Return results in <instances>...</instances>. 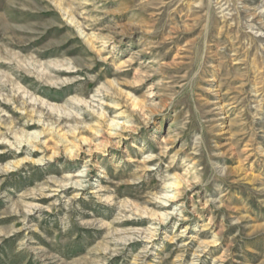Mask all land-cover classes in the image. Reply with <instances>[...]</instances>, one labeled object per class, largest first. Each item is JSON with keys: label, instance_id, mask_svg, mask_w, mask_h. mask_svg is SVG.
Here are the masks:
<instances>
[{"label": "rangeland", "instance_id": "rangeland-1", "mask_svg": "<svg viewBox=\"0 0 264 264\" xmlns=\"http://www.w3.org/2000/svg\"><path fill=\"white\" fill-rule=\"evenodd\" d=\"M0 264H264V0H0Z\"/></svg>", "mask_w": 264, "mask_h": 264}]
</instances>
